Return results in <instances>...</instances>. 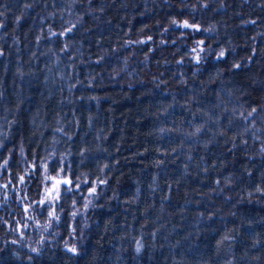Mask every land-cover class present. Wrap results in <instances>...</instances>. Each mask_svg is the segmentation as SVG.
Masks as SVG:
<instances>
[{"label": "trees", "instance_id": "trees-1", "mask_svg": "<svg viewBox=\"0 0 264 264\" xmlns=\"http://www.w3.org/2000/svg\"><path fill=\"white\" fill-rule=\"evenodd\" d=\"M206 3L0 0V264H264V0Z\"/></svg>", "mask_w": 264, "mask_h": 264}, {"label": "snow or ice", "instance_id": "snow-or-ice-1", "mask_svg": "<svg viewBox=\"0 0 264 264\" xmlns=\"http://www.w3.org/2000/svg\"><path fill=\"white\" fill-rule=\"evenodd\" d=\"M0 15H3L2 12H0ZM3 25L0 24V27H2ZM182 28H193L194 30H200V26L199 25H192V24H189L188 21H184L183 24H180L178 25ZM74 27V26H73ZM72 31V28H68L67 29V32L70 33ZM66 33H61V35H65ZM152 38L149 37L148 40H151ZM141 43H146V41H142ZM198 44L200 45H203L204 44V41L203 40H200L198 41ZM205 49L203 48H199V51L197 50V48H193L192 51L196 53L194 59L197 63H200L201 62V56H200V52H203ZM3 53H0V55H2ZM220 58H223V53H221L220 55L217 56V59H220ZM235 67L239 68L240 65H235ZM257 109L253 108L252 109V113L256 112ZM252 113H249V115H252ZM197 131H199V129H197ZM81 155H83L81 153ZM5 165L7 164V161L4 162ZM42 167V170L46 173L47 172V169H48V165L46 163H43L41 165ZM59 168V172L57 174V176H46V179L47 180H50L52 181V184L51 186L45 188V196L43 199H41L39 201V203L41 205H49V206H52L54 205L55 201L59 200L61 198V186L63 185V192L65 193H68V192H73L75 191L76 189H79L81 187L80 183L78 182H74L72 179L68 178V174H67V171L62 168V167H59V164H57V166ZM24 177L21 176L19 177V180L21 182H24ZM85 184L88 183L87 180L84 181ZM100 184H105L106 183V180H100L99 181ZM217 183H219L217 181ZM74 185V187H73ZM4 187L6 188L7 185H4ZM88 195L89 196H93L96 194L97 192V188L96 187H92V186H89L88 189ZM257 191H261V189H257ZM88 203H91V201H89ZM85 208L88 207V204H85L84 205ZM27 211V209H25ZM77 215L76 212H72V216H75ZM48 216L55 219V220H59V216L56 214V211L54 209V207L51 208V210H48ZM13 243H16V241H13ZM33 251H36V249H33ZM69 251H72V252H76V248L73 247V248H70ZM137 251H139V248L137 249Z\"/></svg>", "mask_w": 264, "mask_h": 264}, {"label": "clouds", "instance_id": "clouds-1", "mask_svg": "<svg viewBox=\"0 0 264 264\" xmlns=\"http://www.w3.org/2000/svg\"><path fill=\"white\" fill-rule=\"evenodd\" d=\"M197 2L198 3H203L204 4V6L206 7L207 6V3H206V0H197ZM189 7L191 8V11L192 12H196L197 11V9H196V5L195 4H192V5H189ZM184 21H188V20H184ZM184 21H179V20H177L176 18H172L171 20H170V22H169V26H171V25H180V24H183V22ZM189 22V21H188ZM189 24H192V25H196V24H193V23H189ZM214 27L215 26H213L212 28H208V29H205V31H213V29H214ZM168 29L167 28H165V32L167 31ZM149 37H147V39H148ZM152 38V37H151ZM143 40H136V41H134V43H137V44H140L141 42H142ZM160 43L161 44H164V43H167V41H165V40H161L160 41ZM198 43V42H197ZM198 51H199V49H197ZM205 51V50H204ZM226 51H227V49L226 48H220L219 49V53H218V55H220L221 53H223V57L225 56V54H226ZM209 54H211V50L209 49ZM145 59H147V57H145Z\"/></svg>", "mask_w": 264, "mask_h": 264}, {"label": "rangeland", "instance_id": "rangeland-1", "mask_svg": "<svg viewBox=\"0 0 264 264\" xmlns=\"http://www.w3.org/2000/svg\"><path fill=\"white\" fill-rule=\"evenodd\" d=\"M49 187V186H48Z\"/></svg>", "mask_w": 264, "mask_h": 264}]
</instances>
